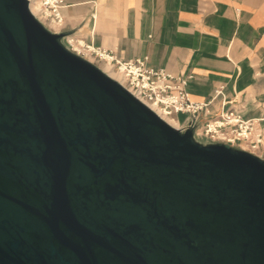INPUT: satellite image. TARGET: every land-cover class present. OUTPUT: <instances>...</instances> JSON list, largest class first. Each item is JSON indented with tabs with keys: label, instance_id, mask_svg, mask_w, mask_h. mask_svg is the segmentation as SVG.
<instances>
[{
	"label": "water",
	"instance_id": "1",
	"mask_svg": "<svg viewBox=\"0 0 264 264\" xmlns=\"http://www.w3.org/2000/svg\"><path fill=\"white\" fill-rule=\"evenodd\" d=\"M29 0H0V264H264V157L176 127Z\"/></svg>",
	"mask_w": 264,
	"mask_h": 264
},
{
	"label": "crops",
	"instance_id": "2",
	"mask_svg": "<svg viewBox=\"0 0 264 264\" xmlns=\"http://www.w3.org/2000/svg\"><path fill=\"white\" fill-rule=\"evenodd\" d=\"M60 12L67 35L190 75V100L207 102L197 131L234 109L260 119L264 142V0H63Z\"/></svg>",
	"mask_w": 264,
	"mask_h": 264
},
{
	"label": "built area",
	"instance_id": "3",
	"mask_svg": "<svg viewBox=\"0 0 264 264\" xmlns=\"http://www.w3.org/2000/svg\"><path fill=\"white\" fill-rule=\"evenodd\" d=\"M29 1L31 3V0ZM38 2L40 12H33L35 16L49 29L60 31L63 23L60 7L63 0ZM50 22H56L59 27L53 28ZM63 41L70 50L93 62L110 61L112 68L122 76V81L117 80L138 99L152 106L156 112L158 110L173 117L181 112L196 120L199 111L207 105V102L190 100L186 89L190 75L177 76L162 68L148 66L147 56L120 59L111 50L97 47L91 42L86 43L71 35H66ZM259 122L260 119L243 118L234 109H226L220 112L218 118L205 122L201 133L211 140L236 145L264 157V142Z\"/></svg>",
	"mask_w": 264,
	"mask_h": 264
},
{
	"label": "bare ground",
	"instance_id": "4",
	"mask_svg": "<svg viewBox=\"0 0 264 264\" xmlns=\"http://www.w3.org/2000/svg\"><path fill=\"white\" fill-rule=\"evenodd\" d=\"M30 7H31L32 12H34V13H38V12H40V6H39V2H38V0H31ZM50 25H51L53 28H55V29H57V28L59 27L58 24H57L56 22H50ZM67 39H68V38H67ZM102 69H103L105 72H107L110 76H112L113 78L122 81V76H121V74H120L118 71H116L115 69L112 68L110 61H105V62H103ZM150 107L153 108L152 106H150ZM153 109H154V108H153ZM154 110H155V109H154ZM157 112L160 114V116H161L162 118H164V119H165L168 123H170L171 125L176 126V125L179 124V120L176 119L175 117H173V116H169V115H165V114L159 112L158 110H157ZM176 127H178V126H176Z\"/></svg>",
	"mask_w": 264,
	"mask_h": 264
},
{
	"label": "rangeland",
	"instance_id": "5",
	"mask_svg": "<svg viewBox=\"0 0 264 264\" xmlns=\"http://www.w3.org/2000/svg\"><path fill=\"white\" fill-rule=\"evenodd\" d=\"M61 31V30H60ZM94 63L97 64L100 68H102L103 66V62L101 60L97 61V60H94ZM179 124H180V121H179ZM176 125L178 127H183V126H180V125ZM196 132V137L198 139H202V140H208V137H206L205 135H203L201 133V131H197V129L194 130V133Z\"/></svg>",
	"mask_w": 264,
	"mask_h": 264
}]
</instances>
